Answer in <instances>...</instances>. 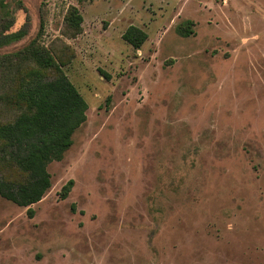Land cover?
<instances>
[{"label": "rangeland", "instance_id": "rangeland-1", "mask_svg": "<svg viewBox=\"0 0 264 264\" xmlns=\"http://www.w3.org/2000/svg\"><path fill=\"white\" fill-rule=\"evenodd\" d=\"M5 3L0 34L26 36L0 47V77L38 38L89 108L32 215L0 195V264H264V0Z\"/></svg>", "mask_w": 264, "mask_h": 264}, {"label": "trees", "instance_id": "trees-1", "mask_svg": "<svg viewBox=\"0 0 264 264\" xmlns=\"http://www.w3.org/2000/svg\"><path fill=\"white\" fill-rule=\"evenodd\" d=\"M7 3L0 0V33L14 23L6 11ZM83 15L72 5L65 17V32L76 37L82 32ZM43 22L41 30L43 29ZM192 31L181 30L183 35ZM19 30L0 34V47L25 38ZM123 38L139 49L147 39V33L136 25H130ZM16 59L9 70L0 77V107L11 104L17 110L12 120L0 116V161L15 167L17 175L8 178L0 174V195L19 206L28 207L43 199L52 186L48 164L60 161L73 145V136L87 120L89 104L75 84L63 72V63L45 47L38 38L32 39L23 49L13 53ZM30 66L29 70L26 67ZM103 74L106 73L101 70ZM17 84V89L13 87ZM8 89L16 91L17 99H5ZM3 112V109L1 110ZM73 181L64 185L66 196Z\"/></svg>", "mask_w": 264, "mask_h": 264}]
</instances>
